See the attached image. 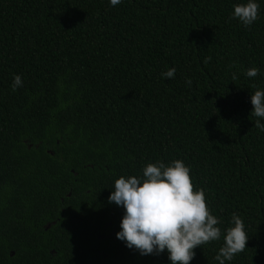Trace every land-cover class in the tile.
Returning a JSON list of instances; mask_svg holds the SVG:
<instances>
[{
  "label": "trees",
  "instance_id": "obj_1",
  "mask_svg": "<svg viewBox=\"0 0 264 264\" xmlns=\"http://www.w3.org/2000/svg\"><path fill=\"white\" fill-rule=\"evenodd\" d=\"M246 2L0 0V264H171L116 237L108 197L173 160L221 220L190 264H218L233 213L248 240L226 264H264V0L249 27Z\"/></svg>",
  "mask_w": 264,
  "mask_h": 264
},
{
  "label": "clouds",
  "instance_id": "obj_2",
  "mask_svg": "<svg viewBox=\"0 0 264 264\" xmlns=\"http://www.w3.org/2000/svg\"><path fill=\"white\" fill-rule=\"evenodd\" d=\"M112 7L123 0H108ZM231 18L237 19L244 27L251 26L260 11L257 0L233 5ZM176 69L162 72V78L173 79ZM247 77L260 74L258 68H248ZM233 79H236L235 74ZM191 85V80L186 81ZM13 91L23 86L21 75H14ZM253 106L251 114L257 117L256 125L264 131V89L251 94ZM190 169L181 160L169 164L163 161L148 163L142 169V176H121L115 180L108 197L124 209L120 231L116 237L129 249L135 248L141 255L164 253L167 251L171 264H190L195 257L194 249L211 241L221 239L222 231L218 226L221 220L214 216L206 205L203 189L193 191ZM230 227L223 232V244L215 260L226 264L246 247L248 236L242 219L233 213Z\"/></svg>",
  "mask_w": 264,
  "mask_h": 264
}]
</instances>
